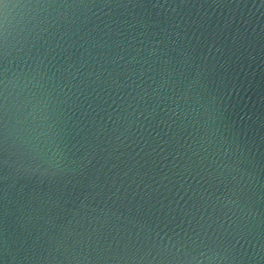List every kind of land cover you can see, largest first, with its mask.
Masks as SVG:
<instances>
[{
  "label": "clouds",
  "instance_id": "obj_1",
  "mask_svg": "<svg viewBox=\"0 0 264 264\" xmlns=\"http://www.w3.org/2000/svg\"><path fill=\"white\" fill-rule=\"evenodd\" d=\"M144 8L141 0H0V179L47 181L58 192L48 212L70 217L58 236L45 232L47 247L30 259L264 264V164L236 133H221L223 94L208 82L207 57L196 63L179 32L162 30L155 39ZM171 11L178 15L175 6ZM125 31L128 40L112 39ZM93 100L108 104L107 122H87L83 143L70 148L69 137L85 131L74 117L94 111ZM154 127L168 138L153 135ZM140 141L137 156L170 148L162 158L171 163L156 187L135 165L123 174L112 172L116 165L104 171L116 153ZM98 152L108 154L99 168ZM174 183L175 193L168 186ZM162 187L173 197L167 205L156 200ZM130 192L142 193L135 215L120 211ZM154 201L162 217L151 211ZM178 216L180 224L169 228Z\"/></svg>",
  "mask_w": 264,
  "mask_h": 264
},
{
  "label": "water",
  "instance_id": "obj_2",
  "mask_svg": "<svg viewBox=\"0 0 264 264\" xmlns=\"http://www.w3.org/2000/svg\"><path fill=\"white\" fill-rule=\"evenodd\" d=\"M141 2L145 5L142 11L150 13L145 19L150 24L149 33L156 34L155 39H161L165 35V31L162 30L179 32L181 37H184L182 43L192 50L196 63H204L203 58L207 57L208 82L210 86H219L223 94L221 133L226 137L236 133L242 146L246 150L250 149V157L264 164V0H167V2L141 0ZM153 4L164 7H152ZM174 6L178 15L171 11ZM175 24H179V27H174ZM140 31L142 29L135 30ZM129 38L127 31L122 37H112L113 40ZM136 39L138 41L142 37L137 36ZM149 39L153 37L149 36ZM172 39H175V36ZM77 55L78 53H75L73 59ZM171 55L179 59L176 52H172ZM194 76L195 69L189 68L186 77L190 79ZM91 105L94 111H89L82 120L74 117V120H78L85 127V131L75 139L69 137L70 148L77 141L83 143V137L92 126L87 122H107L108 113L111 111L108 104L102 100H93ZM84 108H88L87 103ZM108 126L111 127V124ZM156 132L161 133L160 140L168 138L163 135L161 128L154 127L153 135ZM143 135L149 140L152 139L147 132ZM103 139L104 137H101V140ZM143 143L144 141H140L137 145L122 149L123 155L116 153L108 160L104 171L107 172L108 167L116 165L112 172L123 174L135 165L133 171H139L143 175L144 183H151L156 187L160 177L168 171L164 166L171 163V157L167 160L162 158L170 148L161 145L165 149L164 153H160L158 147L159 154L148 156L141 153L137 156L136 153L140 152ZM106 146L101 144V147ZM150 150L145 149V152ZM69 155L71 156V153ZM107 155L106 152H98L97 160L93 161L97 168L105 164L101 157ZM3 175L4 173L0 172V176ZM129 175L131 176V173ZM261 180L264 181V172H261ZM163 183L168 184V181ZM168 186L172 188L173 193L179 188V184L175 183ZM141 195L142 193L133 198L130 192L120 211L127 215V209L132 208V214L135 215L137 206L142 203ZM57 196L55 186L47 181L41 183L33 178L31 181L20 180L12 185L11 181L0 179V264H42L30 258L34 253L39 256L47 247L45 232L48 236H58L70 219L59 209L48 212L50 200L54 201ZM172 198V195L162 187L156 200L167 205L168 200ZM159 208L160 204L155 203L151 211L162 217L163 214L157 212ZM179 224L178 216L168 227ZM187 226L185 222L183 227ZM26 256L29 259H24Z\"/></svg>",
  "mask_w": 264,
  "mask_h": 264
}]
</instances>
